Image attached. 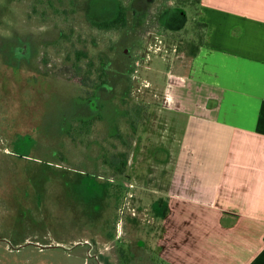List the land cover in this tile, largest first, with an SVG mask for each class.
I'll use <instances>...</instances> for the list:
<instances>
[{
    "label": "rangeland",
    "instance_id": "obj_1",
    "mask_svg": "<svg viewBox=\"0 0 264 264\" xmlns=\"http://www.w3.org/2000/svg\"><path fill=\"white\" fill-rule=\"evenodd\" d=\"M70 1L62 6L77 13L48 22L73 31L68 37L76 49L109 52L113 81L111 100L102 104L111 110L97 114L98 127L78 143L69 129L85 106L72 93L80 78L61 66L62 54L38 64L39 50L59 29L37 16V0H0V264H83L84 257L85 264H160L143 253L152 243L144 233L156 220L130 196L128 166L115 176L105 162L129 161L155 126L150 109L160 91L176 73L188 72L207 27L200 0H78L77 9ZM120 5L129 13L126 28H91L93 20L114 18ZM151 44L158 52L148 61L141 54ZM25 45L26 52L16 51ZM159 48L172 53L158 55Z\"/></svg>",
    "mask_w": 264,
    "mask_h": 264
},
{
    "label": "crops",
    "instance_id": "obj_2",
    "mask_svg": "<svg viewBox=\"0 0 264 264\" xmlns=\"http://www.w3.org/2000/svg\"><path fill=\"white\" fill-rule=\"evenodd\" d=\"M200 11L204 39L128 161L130 196L156 220L143 253L264 264V0H200Z\"/></svg>",
    "mask_w": 264,
    "mask_h": 264
},
{
    "label": "flooded vegetation",
    "instance_id": "obj_3",
    "mask_svg": "<svg viewBox=\"0 0 264 264\" xmlns=\"http://www.w3.org/2000/svg\"><path fill=\"white\" fill-rule=\"evenodd\" d=\"M38 3L36 4L37 8H42V11L37 12V16L39 18L44 17L46 19V23L48 24V27H56L59 29V37L52 42L51 44H46L41 47V50H39L40 57L38 56V59L40 62L38 64L40 66H43V61L45 63L50 60V62H53L56 54H62L63 59L61 62V66L63 65H70L75 72L76 77L80 78V81L77 85L76 91L72 92L73 96H77L76 99H79L81 102L85 103V106L83 105V108L81 110L80 106V112H76L77 115V121L73 122L71 124V128L69 129V137L73 142L78 143V139H82V137L86 136L85 131L88 130H95L98 127L99 122L101 121L99 116H96L97 114L101 115H107V109L111 110L107 107H102V104L111 100V94H113V88H112V77L109 73L108 67L110 66L111 62V54L109 52H105L104 50L98 51L94 53L95 48L92 46L90 48L91 53L89 50H86L85 48H78L76 46L75 42L70 41V37H68L70 34L65 29L66 26H60L57 27V23L53 25V23L48 22L51 18H71V14L77 13L76 10H70L68 11V7L62 6L63 0H37ZM76 2L78 0H71L70 4L74 9L79 8V6L76 5ZM47 6L48 9H45L41 6ZM126 9V6L120 5V8L117 12V15L112 19H105V20H93L91 22V28L94 30H97L98 32H116L119 30H122L126 28L129 24V13ZM119 15H122L125 20L121 21L118 24H116L117 19ZM78 34L77 32H74L73 34ZM81 35V34H80ZM161 43L162 40H159ZM91 45L93 42H90ZM159 43H156V45ZM53 46L55 48V52L50 51V47ZM28 46H22L20 48H17V52H26ZM159 51L161 53H158V55L167 54L168 52L172 53L169 49H161L159 48ZM176 51V50H174ZM154 52H158L157 48L154 47V45H150L147 48V51L141 55H143L144 58H146L148 61L152 60L151 53L154 54ZM157 54V53H156ZM157 55V56H158ZM129 59L133 56L130 52ZM98 57V58H97ZM135 57V55H134ZM133 57V58H134ZM136 60V59H135ZM134 60V61H135ZM137 64H139V60L135 61ZM48 64V63H47ZM54 66H58L57 62L53 64ZM51 66V65H50ZM87 67V72H85V68ZM137 71V70H135ZM48 72L47 77L52 78L53 73L55 70L53 68H50ZM111 112V111H110ZM116 116V115H115ZM109 124L115 121L114 119H108ZM78 129V131L83 132V134L77 133L74 134L73 130ZM83 141V140H82ZM81 142V141H79ZM107 162V160H106ZM105 162V165L111 169L113 172L114 170L111 168V166L107 165ZM128 166V161H127ZM115 176H118L115 174Z\"/></svg>",
    "mask_w": 264,
    "mask_h": 264
},
{
    "label": "trees",
    "instance_id": "obj_4",
    "mask_svg": "<svg viewBox=\"0 0 264 264\" xmlns=\"http://www.w3.org/2000/svg\"><path fill=\"white\" fill-rule=\"evenodd\" d=\"M123 20H125L123 18V16L122 15H119V17L117 19V22H116V24H118L117 26H119V23L121 21H123ZM73 132H74V134H77V133L83 134L82 130L81 131H78V129H74ZM106 164L109 165V166H111V168L114 170V172L116 174H120L121 175V174H123V172L124 173L126 172L125 171V169L127 168V163L126 162H122L121 161L120 164H119L118 161H116V160L113 161V160L110 159L109 161L106 162Z\"/></svg>",
    "mask_w": 264,
    "mask_h": 264
},
{
    "label": "built area",
    "instance_id": "obj_5",
    "mask_svg": "<svg viewBox=\"0 0 264 264\" xmlns=\"http://www.w3.org/2000/svg\"><path fill=\"white\" fill-rule=\"evenodd\" d=\"M135 210H133V212H134ZM134 215L136 214L135 212L133 213Z\"/></svg>",
    "mask_w": 264,
    "mask_h": 264
}]
</instances>
